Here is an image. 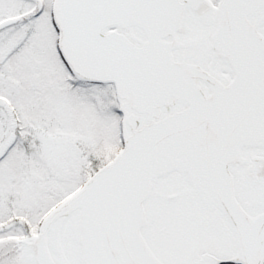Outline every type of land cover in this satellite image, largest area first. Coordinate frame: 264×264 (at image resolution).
<instances>
[{
  "label": "snow or ice",
  "instance_id": "1",
  "mask_svg": "<svg viewBox=\"0 0 264 264\" xmlns=\"http://www.w3.org/2000/svg\"><path fill=\"white\" fill-rule=\"evenodd\" d=\"M0 264H264V0H0Z\"/></svg>",
  "mask_w": 264,
  "mask_h": 264
}]
</instances>
